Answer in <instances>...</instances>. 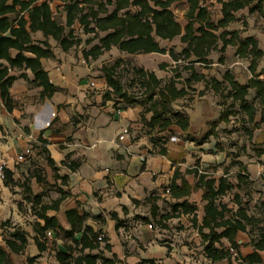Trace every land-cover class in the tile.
Listing matches in <instances>:
<instances>
[{
    "label": "trees",
    "instance_id": "16d2710c",
    "mask_svg": "<svg viewBox=\"0 0 264 264\" xmlns=\"http://www.w3.org/2000/svg\"><path fill=\"white\" fill-rule=\"evenodd\" d=\"M63 3L66 13L65 25L59 24L54 18L48 0H0V107L11 113L15 108L10 89L18 78L29 81L34 87L41 88L40 99H50L56 92V87L50 82L48 72L42 65L43 59L54 58L52 46L48 39L54 40L58 47L67 52L79 46L81 40L71 28L78 22L83 32L94 34L92 40L98 43L89 50L83 51L86 60H96L105 52L116 47L128 55L140 54H168L176 65L180 61L186 63L185 68L190 71L186 85L178 86L181 74L178 66L173 67V76L164 81L157 77L155 72L142 67L132 66L138 82L143 89L142 96L135 95L126 90L118 76L117 70L123 66L125 60H116L112 65H104L101 70L108 89L103 94L104 101H121L122 109L139 106L142 108L140 122L146 128L152 147H158L160 138L157 136L167 132L179 130L187 134L191 130L189 116L174 107L179 100L190 95L194 84L202 83L205 92L212 91L216 95L231 101L229 111L220 116L221 122L228 123L234 117L240 116L245 122L255 126L264 123V80L260 78L264 69L258 67L264 57L263 50L259 47L258 40L253 36L243 37L239 30H229V27L240 19L237 13L247 9L249 14H257L264 21V0H215L221 5V18L214 21L205 4V0H184L187 5L185 12V25H181L173 10L175 3L183 0H59ZM110 7L112 10H110ZM244 28L247 22L243 20ZM41 33L43 40H35L34 34ZM100 33H104L100 37ZM179 39L181 50L165 48L160 41L172 42ZM227 47L235 49V56L248 61V69L252 77L244 85L240 84L234 75L227 70L222 80L207 77L195 70V64L207 66L211 64L210 54L219 51L223 54ZM223 62V56L219 58ZM161 69H166L168 64H161ZM27 71L33 79L28 80ZM14 72L18 73L17 75ZM195 91V90H194ZM116 104V103H115ZM150 114L148 119L146 116ZM259 120H256V118ZM3 127L0 124V132ZM214 129L205 137L197 141L202 145L210 136L215 135ZM248 132V130H247ZM194 141V140H192ZM47 141L41 136L37 143H33L31 150L24 155L22 162L16 165V170L21 172L15 178V172L3 167L2 179L6 187L15 194L19 192L22 201L18 202L21 211L24 205H30L34 244L39 252L47 249V234L52 232L63 242V248L56 251L55 258L58 264H120L117 256L112 254L106 257L104 252H111L112 247L108 238L100 230H95L87 224L90 214H81L78 208L66 211L65 216L69 229H64L55 216L48 215L49 211H58L60 205L71 196L69 191L56 188L59 196L51 202L45 200L47 192L53 184L47 181L45 166L51 171L52 177L59 180L61 185L67 186L68 175H59L58 167L46 148ZM219 147V144H216ZM33 148L40 150L38 157H42V167L32 171L23 172L22 163L36 157ZM154 154L164 156L174 163L173 158L163 145ZM177 159V158H176ZM61 165L75 172L81 165L80 160H71L70 154L61 162ZM198 162L193 167L187 168L185 174L176 167L164 193L169 198L179 201L171 205L170 212H160L157 201L158 196L151 195L145 200L150 207L152 225L158 224L159 229H167V223L181 215L191 216L192 226L197 230L202 245V253L212 264L227 261L228 264H262L260 252L264 251V225L257 236L248 233L249 228L260 225L258 218L245 208L241 199L237 200V209L233 211L220 198L234 188L242 187L249 180L245 171L237 175L238 184L228 180V172L215 178L206 171L199 169ZM201 171V172H200ZM192 175L194 183H190L186 176ZM32 180L46 188L39 194H34L31 187ZM252 181V180H251ZM250 181V182H251ZM197 191H201L203 202V216L199 221L198 206L188 199ZM135 205L140 202L134 200ZM263 207L264 202L259 203ZM111 217L116 220V228L121 222L117 215ZM102 220L101 216L94 217ZM262 225V224H261ZM154 226V225H153ZM1 229L10 227L8 235L0 241V264H15L12 254L23 255L29 242V234L20 226L12 225L9 221L2 222ZM238 233H245L249 237V245L253 252L242 255L240 245L237 243ZM228 242L229 247L223 245ZM233 250V253L231 252ZM37 257H27L25 264H36ZM150 264L153 261L148 260Z\"/></svg>",
    "mask_w": 264,
    "mask_h": 264
},
{
    "label": "crops",
    "instance_id": "0c3cea01",
    "mask_svg": "<svg viewBox=\"0 0 264 264\" xmlns=\"http://www.w3.org/2000/svg\"><path fill=\"white\" fill-rule=\"evenodd\" d=\"M48 1L54 18L56 8H58L60 21L55 19L59 24L65 25L66 13L63 9V3L59 0ZM179 4L182 5V12L185 15L187 5L184 0L172 6L174 14L175 8ZM205 4L209 11V5H214L218 9V16L213 18L214 21H218L222 17L221 5L215 0H205ZM110 10H112L111 7ZM237 17L240 20L232 24L229 30L243 31V37H255L261 48L259 35L251 32V27L248 30L243 27L242 22L244 19L242 20V17H245V21L249 24L251 23L248 10L244 9L238 12ZM185 23L180 24L184 26ZM71 28L81 40L78 46L81 50L78 54L75 55L73 48L64 52L54 40L48 39L49 44L52 46L54 58L42 60V65L48 72L50 82L56 87L55 94L50 99L41 100L39 96L41 88L34 87L29 81L18 78L10 89L15 108L9 113L2 105L0 107V124L3 127V131L0 132V225L2 222L9 221L12 225L20 226L29 234L28 247L25 254L22 255L24 261H26L27 257H37L36 264H49L52 260L58 264L55 254L57 250L63 248L62 240L58 239L54 233L48 232L46 251H38L32 239L34 236L32 223L35 217L31 213L30 205H24V208L20 211L18 208V202L22 201L20 193L16 192L13 194L4 185L2 179L3 167L15 172V178L20 177L16 170V165L23 161L24 155L31 150L32 144L37 143L38 138L41 136L48 142L46 148L58 167V174L68 175L69 177L68 185L63 186L59 180H55L52 177L50 169L45 166L47 181L54 185L47 192L45 200L50 203L51 200L58 198L59 194L56 188L69 191L71 194L70 197L62 202L58 211H49L48 215L55 216L64 229H69L65 216L66 211L78 208L81 214H90L92 217L88 219L87 224L95 230L101 229L112 247L111 252H104L105 256L111 257L112 254H115L120 264H150L147 262L148 260L153 261L154 264H171L174 261V249L168 252L167 247L164 246L165 243H162L163 240L158 238L159 236L144 238L141 232H147L142 230L143 226H146L148 231L158 232L155 229L153 230V225L150 223L152 221L150 207L145 203L148 197L155 195L160 198L157 201V205L162 213L164 211H162L161 203L164 200L170 206L182 201L173 200L164 193V189L168 186L177 166L164 156L150 153L152 148L150 143L151 136L146 133V128L140 122L141 107L116 108L114 101L103 100V94L108 89L106 81L100 72L98 76H92L94 70L92 66L88 67L82 56L83 51L89 50L91 46L98 43V40L95 39L88 43V41L92 40L94 34L84 33L82 26L78 22H75ZM99 35L102 37L104 33ZM34 39L43 40L44 38L41 33H36L34 34ZM167 43L169 42L160 41L162 47L170 48ZM56 49H59L60 52H57ZM180 50L175 48L176 52ZM226 51H230L235 56L233 47H227ZM214 52L209 57L211 62L214 59ZM150 56L167 57L172 61L168 54L128 55L113 47L110 51L105 52L94 60L93 63H98L99 60L103 59H114L116 61L132 57ZM221 56L224 57L220 53L217 59L218 63H221L219 61ZM236 58L238 59L236 64L242 65L245 70H248L249 75L246 80H241L239 75L236 76L231 70H227L234 75L240 84L244 85L252 77L248 69L249 63L244 59ZM64 63H68L71 69L76 65H80L85 67L86 70H63ZM167 63V60H162L157 64V68L161 69L160 65ZM215 64L213 63L212 65ZM139 67L148 70L144 66ZM101 68V65L96 66L95 70ZM261 69V66L260 68L258 67V71H261ZM149 70L155 72L157 77L161 79L155 68H150ZM26 73L28 80H32V74L29 71ZM224 73L221 77H210L222 80ZM14 74L17 75L18 73L14 72ZM212 94L215 97H220L214 92ZM21 103H23V107ZM217 104L219 106L220 102ZM185 113L190 118L188 112ZM24 114H26V118H22ZM150 116L148 114L146 117L149 119ZM256 120H259V118L257 117ZM47 123H49V126H47ZM190 126L191 129L195 128L191 123ZM124 130H127V134L123 140H120L119 137ZM84 133L87 136L83 137ZM95 138L104 140L105 144L99 149H96L95 144L91 143ZM86 151H91L90 166V159L86 156ZM68 154H70L71 160L81 161L80 167L75 172H71L68 168L61 165V162ZM107 164H110L111 167L107 166ZM259 175L260 173H257V176ZM186 178L190 183H194L187 176ZM31 187L34 194H39L46 190L45 187L38 185L35 180H32ZM134 200L140 202V204L135 205ZM188 200L198 206L197 215L200 221L203 216V204L200 205L197 200L192 201L190 198ZM260 201L264 202V200ZM112 213L116 214L121 222L119 228H116V220L111 217ZM97 216H101L103 219L101 221L95 219L94 217ZM174 221L183 223L185 232H196L202 251L197 230L191 223V216L181 215L178 218L171 219L167 223L168 228H171V223ZM150 225L152 228L149 227ZM189 227L190 229L186 230ZM167 229H159V232H167ZM132 232H140L139 245L127 241L128 236ZM237 243L240 245V252L244 256L254 251L252 246L248 244L249 237L245 233H238ZM223 245L226 248L229 247L228 242L225 240ZM185 248L187 249V247ZM231 252L233 253L232 249ZM168 254L170 257H167ZM260 254L263 259L262 264H264V251L260 252ZM190 259L184 258V260H181L178 257L177 263L190 264L188 262ZM204 259L206 264H212L207 258L204 257ZM233 262V264H237L235 261ZM214 264L228 263L224 260Z\"/></svg>",
    "mask_w": 264,
    "mask_h": 264
},
{
    "label": "rangeland",
    "instance_id": "374dc122",
    "mask_svg": "<svg viewBox=\"0 0 264 264\" xmlns=\"http://www.w3.org/2000/svg\"><path fill=\"white\" fill-rule=\"evenodd\" d=\"M212 18L218 16V9L214 5H209ZM183 7L181 4L177 5L175 8V16L177 20L184 24V15ZM247 12V11H246ZM60 11L56 8L55 18L60 21ZM251 18V23L247 21L246 29L248 30L251 27V32L259 35L261 49L264 51V21L257 14H249ZM246 20L245 17L241 18ZM244 27V25H243ZM253 29V30H252ZM55 44V43H54ZM169 47L177 48L180 50L181 44L179 40H174L171 43H167ZM58 46V45H57ZM57 48V47H56ZM57 52H60L59 49H56ZM81 50L80 47L76 46L73 48L75 55ZM219 52H214L212 59L213 63L204 66L201 64H195L194 68L197 72L205 74L208 78L210 76L221 77L224 71L227 69L231 70L236 76L239 75L241 80H246L248 77V70H245L242 65H237L236 62L238 59L226 51L223 53L224 61L218 63L217 59L219 57ZM83 56V55H82ZM84 58V56H83ZM88 67L92 66L93 75L98 76L99 72L103 75L102 70H95L96 66L112 65L114 59H103L99 60L98 63H93L94 60H86ZM162 60L168 61V67L166 69L157 68V64ZM216 61V62H215ZM170 62V63H169ZM186 63L180 61L178 65L175 62H172L167 57L162 56H150V57H132L125 59L123 66L117 70L118 76L126 90L130 93L142 96L143 89L138 82L136 74L131 70L132 66H144L148 68H155L158 75L164 81L169 80L173 76L172 68L178 66V70L181 74V79L178 86L181 87L186 85V80L189 78L190 71L185 68ZM264 69V57L262 58L259 68ZM237 69V70H236ZM63 70H86L85 67L80 65L74 66L71 69V66L68 63L63 64ZM194 90L190 91V95L186 98L179 100L174 109L188 112L190 115V123L195 126V128L190 130L189 138L187 139V134L181 133L178 129L174 131H167L156 138H160L158 141V147H152L150 153L154 154L158 151L160 146H164L169 150L171 156L175 158L174 164L182 170L185 174L187 168L193 167L196 162H198L199 169L201 171H206L210 176L219 178L224 175L225 171L228 172V180L234 184H238L237 175L239 172L245 171L249 175V180L242 187L234 188L226 195L220 198L221 202L225 203L233 211L237 209L236 202L241 199L247 211L250 215L255 216L260 220V225H255L249 228L250 234L252 236H257L260 233V228H263L264 225V211L263 207L259 205L260 200H264V123L257 126L245 122V119H241L240 116L234 117L229 120L228 123L221 122L220 116L223 112L229 111L230 102L223 97H215L211 91L205 92L203 96H199V92L204 90V85L202 83L194 84ZM220 102V107L218 102ZM116 108H122L124 103L121 101H114ZM23 107V103H21ZM212 112V113H211ZM211 113V114H210ZM22 118H26V114L22 115ZM214 129L213 136H210L205 143L198 145L197 141L202 139L207 135V133ZM248 130V132H247ZM83 137L87 136L85 133ZM101 139V138H100ZM105 139V138H103ZM194 140V141H192ZM104 140H98L95 138L91 143L95 144L96 149H99L105 143ZM216 144H219V147H216ZM187 148V149H186ZM34 155L36 157L33 159H28L27 163H22L21 168L23 172L29 168L35 170L37 165L42 167V157H38L40 150L33 148ZM91 151H86V156L90 159L89 166L91 164ZM177 158V159H176ZM107 166L111 167L110 164ZM257 173H260L257 176ZM18 175H21L20 170ZM191 182H194V177L192 175H187ZM254 178V179H252ZM52 191V190H51ZM201 191L195 192L190 200H197L200 205L203 204L201 201ZM162 211L170 212L171 206L167 201L161 203ZM171 228L167 229V232H159V225L154 222L153 230L155 229L158 232L148 231L146 226H143L142 230L147 232H141L144 235V238L159 236L163 240L162 243H165L164 246L167 247L168 252H171L174 249V257L171 264H180L177 263L178 257L182 260L184 258H191L188 262L190 264H206L204 255L201 251L199 245V239L196 236V232H185V225L181 222L174 221L171 223ZM1 228V227H0ZM190 227L186 230H189ZM10 227L0 229V241L3 243V239L8 235ZM142 236V235H141ZM140 237V232H132L128 236L127 241H131L133 244L139 245L138 240ZM125 240V239H124ZM172 244V246H170ZM187 247V249L185 247ZM167 257H170L169 254ZM12 258L15 264H25V261L22 255L12 254ZM49 264H56L54 260Z\"/></svg>",
    "mask_w": 264,
    "mask_h": 264
},
{
    "label": "built area",
    "instance_id": "2783aa9c",
    "mask_svg": "<svg viewBox=\"0 0 264 264\" xmlns=\"http://www.w3.org/2000/svg\"><path fill=\"white\" fill-rule=\"evenodd\" d=\"M260 78H261L262 80H264V74L261 75ZM47 126H49V123H47ZM126 134H127V130H124L123 133L120 135L119 139H120V140H123V139L125 138ZM28 152H29V151H28ZM200 172H201V171H200ZM149 227L152 228L151 225H150Z\"/></svg>",
    "mask_w": 264,
    "mask_h": 264
}]
</instances>
